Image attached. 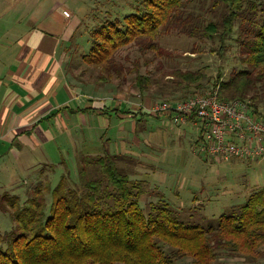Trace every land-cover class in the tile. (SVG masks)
<instances>
[{"label":"trees","instance_id":"trees-1","mask_svg":"<svg viewBox=\"0 0 264 264\" xmlns=\"http://www.w3.org/2000/svg\"><path fill=\"white\" fill-rule=\"evenodd\" d=\"M195 2L136 0L125 14L108 8L88 38L67 46L72 69L73 57L80 55L76 68L81 70L73 77L81 89L95 78L107 92H124L128 85L163 102L204 95L219 86V99L247 101L264 117V0ZM92 8L81 24L92 15ZM173 31L194 39L192 53L203 52L204 39L219 40L220 45L209 51L220 57L228 49L225 41L234 39L240 45L238 61L245 67L233 68L224 77L222 71L215 76L208 73V66L166 71L160 65L168 79L154 90L146 68L158 56H173L158 46L162 36ZM87 44L88 50L80 53L79 46ZM147 51L152 58H144ZM130 77L134 80L129 84ZM164 89L168 93L160 95ZM151 108V104L147 112L141 108L140 115H159ZM119 158L107 151L100 155L96 162L103 178L85 179L79 188L62 176L54 187L25 185L24 201L18 194L5 193L0 209L10 215L13 226L0 231V264H223L229 257L264 263V187L252 190L243 203L212 221L183 220L164 202L150 203L145 211L139 204L141 185L120 170ZM234 159L246 160H230ZM81 175H87L85 164L79 168Z\"/></svg>","mask_w":264,"mask_h":264},{"label":"rangeland","instance_id":"rangeland-1","mask_svg":"<svg viewBox=\"0 0 264 264\" xmlns=\"http://www.w3.org/2000/svg\"><path fill=\"white\" fill-rule=\"evenodd\" d=\"M134 1L136 0H89V4H92V6L87 8L90 10L93 7V12L76 34L77 39L82 37L80 44L89 37V31L94 26L95 21L102 18L109 9L125 14L131 11V5ZM195 1L198 5L200 1L207 0ZM187 7L189 9V5ZM82 12L79 14L81 17L85 16V13L82 14ZM204 40L206 42L201 41L203 52L192 53L190 51L193 48V38L176 31L163 35L158 42V46L164 50L171 51L173 56H163L162 58L158 56L146 68L152 73L151 76L154 79L153 89H160V85L166 83L168 79L167 75H163L164 69H161L163 67L166 71H170L176 68L197 69L208 66V73L215 76L218 75V71H222L221 75L224 77L230 75L233 68L238 70L245 67L244 64L238 61L240 45L234 39L225 41L228 49L223 57L212 54L209 51L210 47H218L220 45L219 40ZM79 48H82L80 53L88 50V46L85 45L79 46ZM187 55H192L189 56L191 59L185 58ZM79 57L78 53L72 59L74 69L71 68L69 63L66 64L65 68L68 75L73 76V72L78 73L81 70L76 68L80 62ZM146 57L152 58V52L147 51L144 58ZM160 65L163 66L160 68ZM146 69H142V71ZM85 79H88V77L85 76ZM88 80L83 85V88L91 95H94L92 92L96 93L97 96L116 93L107 92L104 88L100 89L95 83V78ZM133 80V77H130L129 84ZM93 84L97 87H92ZM123 90L128 92L129 102L135 103L140 109L142 108L141 100H144L145 97H147L151 105L159 102V98L154 99L150 92L143 94L136 89H130L128 85L124 86ZM168 91L164 89L162 93L160 92V95L168 93ZM114 105L105 109L103 116L109 120V124L106 121L107 126H103L101 120L95 119L94 123L97 127L99 126L98 134L95 130H87L90 138L87 141V145L92 146L97 143L100 146L99 148H101V151H99L100 155H104L107 151L110 154L120 156L118 160L120 170L128 174L132 183L141 185L142 194L139 198V204L145 211L149 209L150 203L159 205L164 202L173 209L179 219L206 223L216 219L221 213L231 208L232 205L243 203L252 190L264 187L263 158L251 162L246 160H212L205 153L199 151L200 146L197 141L199 133L196 130L197 128L191 123L176 124L167 115L161 117L149 115L142 122L137 121V129L133 131L132 123L122 120L118 115L120 112L125 114L127 102L123 101L120 106L123 110L114 109ZM163 120H165L166 124L163 123ZM120 125L123 126L121 129ZM77 135L81 139L86 137V134H82L80 131ZM63 137L61 135V139ZM134 137L138 139V143L133 141ZM65 144L68 145L66 141ZM69 155L71 156L69 157ZM100 155L83 156L84 159H81V163L82 165L85 164L87 175H81L80 177L79 171L77 173L78 167L76 169L78 156L74 157L71 152L68 154L64 152L60 160L69 166L71 174L68 175V179L71 182H76V186L79 188L85 179L103 178L99 170V164L96 162ZM83 160L86 161L83 162ZM21 162H18L17 168L19 171H21ZM55 170L54 175L50 172L41 175L33 172V183H41L45 187L48 184L51 187L56 186L61 178L59 177L58 169ZM14 177H16V173H11L9 169L4 168L1 171L0 200L5 193H8V195L11 193L10 196L18 194L20 195V201L25 200L26 186L20 181L26 179L27 176L23 173L17 181ZM68 183L71 184L70 182ZM46 200L51 202V196L47 195ZM12 226L10 215L5 214L0 209V231H8ZM223 264L251 263L246 262L241 257H229L226 258Z\"/></svg>","mask_w":264,"mask_h":264},{"label":"crops","instance_id":"crops-1","mask_svg":"<svg viewBox=\"0 0 264 264\" xmlns=\"http://www.w3.org/2000/svg\"><path fill=\"white\" fill-rule=\"evenodd\" d=\"M91 6L89 0H0V175L9 169L17 181L25 173L27 178L20 183L26 186L34 184L33 172L54 175L58 169L60 178L68 176L71 170L60 160L64 152L78 156V173L83 156L100 155L97 143L87 145V130L98 134L95 119L109 124L104 107L116 104L114 109L123 110L120 106L126 101L125 114L118 115L132 123L133 131L137 121L147 118L139 113L147 112V97L140 110L129 102L128 92L91 95L67 74V46L82 38L76 37L85 18L79 10L84 7L82 14H87ZM65 9L69 16L63 14ZM79 131L86 134L84 139ZM133 141L139 142L136 137Z\"/></svg>","mask_w":264,"mask_h":264},{"label":"built area","instance_id":"built-area-1","mask_svg":"<svg viewBox=\"0 0 264 264\" xmlns=\"http://www.w3.org/2000/svg\"><path fill=\"white\" fill-rule=\"evenodd\" d=\"M64 14L70 15L67 10ZM218 88L182 101L155 103L151 110L169 114L176 124L188 121L195 126L199 151L210 158L264 159V117L247 101L219 99Z\"/></svg>","mask_w":264,"mask_h":264}]
</instances>
